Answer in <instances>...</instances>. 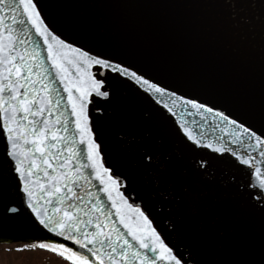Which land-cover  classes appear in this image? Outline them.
I'll return each mask as SVG.
<instances>
[{
    "label": "snow or ice",
    "instance_id": "6c2138e0",
    "mask_svg": "<svg viewBox=\"0 0 264 264\" xmlns=\"http://www.w3.org/2000/svg\"><path fill=\"white\" fill-rule=\"evenodd\" d=\"M210 7L228 9L225 39H215L227 43L229 59L251 58L228 42L236 37L259 53L257 124L139 62L62 37L45 22L39 0H0V213L27 214L60 238L6 251L39 249L65 264H264V0ZM26 25L43 40L54 77L40 62L39 45L25 47L32 43ZM245 26L250 39L241 35ZM121 86L171 121L174 141L119 131L131 123L114 115L128 111ZM64 93L69 116L61 111ZM204 124L230 139L210 137ZM217 188L236 195L222 204ZM241 215L259 216V244L245 242L236 228L233 258L207 260L211 237H225L221 218L236 225Z\"/></svg>",
    "mask_w": 264,
    "mask_h": 264
},
{
    "label": "water",
    "instance_id": "95a60500",
    "mask_svg": "<svg viewBox=\"0 0 264 264\" xmlns=\"http://www.w3.org/2000/svg\"><path fill=\"white\" fill-rule=\"evenodd\" d=\"M39 3L45 22L62 37L94 50L111 51L139 62L153 74L178 86L181 91L215 100L234 114L257 124L254 98L259 90V53L250 50L246 41L236 37L228 42L233 47H240L251 58L242 62L234 61L229 59L233 53L227 43L215 39L218 33V39H225L223 33L229 26L228 9L210 5L227 4L228 0H39ZM23 27L27 33L24 38L32 41L26 43L25 47L31 50L39 45L37 51L40 53V62L54 77L43 40L30 25ZM244 34L251 38L247 26L245 32L241 33L242 36ZM259 40L257 35L256 42L259 43ZM38 72L40 69H33L34 76ZM180 73L187 75L181 77ZM211 84L217 87L209 86ZM54 87L60 88L62 92L58 80ZM63 95L65 98L60 102L61 111L69 116L70 112L66 111L69 108L67 94ZM120 100L128 111L114 115L131 122L119 129L120 132L137 137L150 133L152 138L163 139L165 142L175 140L176 132L171 121L156 111L148 101L134 95L124 86H121ZM147 113H151V119L147 118ZM56 115L54 112L51 119L55 120ZM97 117L98 113L93 112L94 125ZM204 128L210 137L230 139L214 126L204 124ZM110 138L114 139V136ZM224 170L233 171L227 164ZM93 183L97 186L91 190L98 191V183ZM235 195L232 188H217L213 194L222 204H226ZM221 228L225 237L219 241L215 240V236L211 237L213 243L204 250V256L209 261L233 258L236 228H239L245 242L249 244H259L261 239L262 225L258 215H241L236 225L229 218L222 217ZM3 239L16 242L0 245H22L33 240L60 238L41 230L27 214L16 219H4L0 213V240Z\"/></svg>",
    "mask_w": 264,
    "mask_h": 264
},
{
    "label": "rangeland",
    "instance_id": "374dc122",
    "mask_svg": "<svg viewBox=\"0 0 264 264\" xmlns=\"http://www.w3.org/2000/svg\"><path fill=\"white\" fill-rule=\"evenodd\" d=\"M20 246H0V264H65L58 257L39 249L22 252L6 251V249H15Z\"/></svg>",
    "mask_w": 264,
    "mask_h": 264
}]
</instances>
